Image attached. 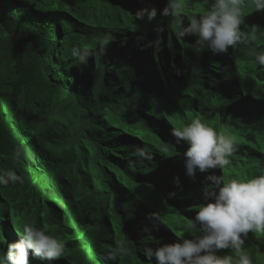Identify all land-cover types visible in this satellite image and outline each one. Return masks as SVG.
<instances>
[{"label":"trees","instance_id":"16d2710c","mask_svg":"<svg viewBox=\"0 0 264 264\" xmlns=\"http://www.w3.org/2000/svg\"><path fill=\"white\" fill-rule=\"evenodd\" d=\"M182 3L187 11L208 7L205 0ZM138 6L131 0H0V170L24 177L23 184L0 186V238L11 233L8 222L16 233L30 223L46 225L65 244L57 259L29 250L38 261L28 264H101L102 248L116 239L130 253L118 264H148L139 251L149 235L145 226L152 228L153 248L176 236L173 230L183 235L187 220L178 205L190 208V217L198 207L182 201L188 185L182 175L176 185L171 174L189 145L169 140L173 127L194 116L239 142L223 172L210 169L216 175L264 173V107L257 103L264 101V68L251 55L264 35L227 53L197 52L191 37L177 40L180 26L159 32L146 17L136 20ZM242 18V29L255 25L264 32L262 14L246 4ZM151 24L158 34L148 30ZM104 36L112 39L106 54L76 66L73 47L93 49ZM158 36L159 49L147 46ZM171 39L179 41L177 52ZM220 105L227 124L218 118ZM237 108L246 110L244 117ZM21 144L23 156L15 161L12 151ZM144 145L153 160L129 169L134 150ZM154 212L164 222L158 227L149 219Z\"/></svg>","mask_w":264,"mask_h":264},{"label":"clouds","instance_id":"9594fccd","mask_svg":"<svg viewBox=\"0 0 264 264\" xmlns=\"http://www.w3.org/2000/svg\"><path fill=\"white\" fill-rule=\"evenodd\" d=\"M131 2L132 6L142 5L135 9L136 20L146 17V23L153 22L161 27L157 29L159 32L180 26V30L175 33L177 40L184 41L185 37H191V47L197 52L208 49L214 54L227 53L229 47L236 49L240 45H254L264 35L258 26L241 27L245 25L242 18L245 4L251 8L252 13L262 14L264 22V0H205L208 7L195 11L183 10L182 0ZM153 26H147L148 30L158 34ZM195 36L197 39L194 42ZM111 41L110 37L104 36L94 41L96 47L93 49L87 46L73 47L72 55L77 60L76 66L88 65L97 52L100 55L106 54ZM179 41L170 40L176 52ZM161 42L158 36L147 46L155 45L159 49ZM251 55L253 63L264 68V45L253 47ZM214 61L217 63L218 59L213 58L212 62ZM193 63L195 61L192 66ZM185 85H189V82L186 81ZM257 103L264 107V101ZM223 109L216 112L219 113V120L227 124ZM238 110L242 115L246 111ZM171 134L175 137H170L171 143L177 142L183 148L185 146L181 141H186L189 145L184 154L177 155L175 172L171 174V178L177 176L174 183L178 186V175L185 178L189 189L182 201L187 200L188 204H195L198 208L192 211L190 217V208L178 205L181 214V210L185 211L184 218L187 220L183 225L184 234L173 230L176 236H169L158 247L151 246L155 238L151 235L152 228L145 226L143 231L149 235L146 240L142 238L140 253L148 264H154L153 258L155 264H264V173L226 179L224 174L216 175L210 170L219 168L223 172L230 165V158L238 150L239 142L231 134L218 131L211 122H206L198 115L183 126L173 127ZM23 152V144L17 145L11 158L19 161ZM134 156L136 159L128 162V167L132 170L137 165L151 162L154 153L144 145L134 150ZM181 157L185 159L184 162L179 159ZM17 183H24L23 175L12 169L0 170V186ZM175 194L172 192L169 195ZM149 219L154 221L152 227L164 223L158 212L150 213ZM7 224L11 233H2L3 239L0 238V264H28L29 260L38 261L34 255L50 260L64 257V242L52 234L46 225L36 227L25 223L18 234L9 222ZM155 243L159 244V241L156 240ZM129 254L125 241L116 239L113 244L102 248L99 260L101 264H118L119 260ZM30 255L33 257L28 259Z\"/></svg>","mask_w":264,"mask_h":264},{"label":"rangeland","instance_id":"374dc122","mask_svg":"<svg viewBox=\"0 0 264 264\" xmlns=\"http://www.w3.org/2000/svg\"><path fill=\"white\" fill-rule=\"evenodd\" d=\"M219 107L222 108L221 105Z\"/></svg>","mask_w":264,"mask_h":264}]
</instances>
